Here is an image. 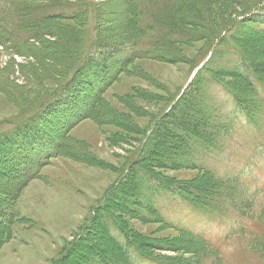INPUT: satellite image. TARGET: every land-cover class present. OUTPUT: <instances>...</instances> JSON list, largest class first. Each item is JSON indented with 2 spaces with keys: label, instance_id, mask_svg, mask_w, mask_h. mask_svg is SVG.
Wrapping results in <instances>:
<instances>
[{
  "label": "rangeland",
  "instance_id": "rangeland-1",
  "mask_svg": "<svg viewBox=\"0 0 264 264\" xmlns=\"http://www.w3.org/2000/svg\"><path fill=\"white\" fill-rule=\"evenodd\" d=\"M223 1L212 2L210 9L203 5V13L215 26H226L223 23L253 15L235 24L233 32L220 38V42L212 37V32L207 38L175 45L173 62L138 59L124 72L112 76L109 68L104 70L108 84H100L101 96L90 118L76 122L67 131L65 153L49 161L42 154L30 161L26 158L27 162L19 158L18 163L25 165L21 168L23 172L33 162L46 163L38 169L35 178L26 182L19 183L18 177L0 179L4 191L0 202L9 215L7 223L0 220V264H53L62 254L65 257L57 264H119L120 256L124 257L120 246L129 251L133 264H144L132 253L135 251L131 248L136 247L166 264H264V117H257L261 118L258 127L249 125L238 102L208 79L209 74L213 75L211 71L227 70L230 76H220L218 80L239 100L251 101L245 82L231 75L233 67L229 66L238 57L231 53L229 45H233L232 37L236 38L245 56L256 67L261 66L264 41L258 35L264 31V1L238 0L228 8L221 5ZM87 3L98 8L100 16L96 26L105 34L104 40L117 38L121 43L128 42L129 20L119 1L87 0ZM88 22L91 24L88 29H92L94 18L89 17L84 23ZM255 27L259 34L253 31ZM37 46L31 43L28 51L16 54L9 45H0V130L3 133H9L14 123L29 118L43 106L47 93L57 89L64 79L58 75L59 69L52 76L43 74L42 68L48 73L47 67L57 68V65L51 61L45 63V56L35 51ZM117 52L115 58L123 63L121 60L126 59L128 52ZM203 65L205 81L190 87L193 91L188 104L180 106L177 113L184 119L187 114L193 116L202 106L212 119L220 115L232 121L230 129L221 130L225 138L221 135L220 146H214L215 150H192L200 169L162 168V160L173 162L182 156L184 149L177 144L175 130L167 137L160 127L138 168H151L171 184L190 183L194 187L207 184L206 174H210L222 181L223 192L232 187L234 195L243 197L241 204L236 209L228 205L209 214L190 206L177 194L159 193L152 197V203L173 226L162 225L146 213V218L139 220L122 205L124 193L131 197L135 192H142V199H148L146 188L136 191L138 179L134 172L139 170L135 167L119 194L111 197L104 209L122 226L118 222L111 225L102 215L95 217L104 192L127 170L149 121L166 107L170 97L183 92ZM46 122L49 120H43V124ZM208 127L213 129L212 125ZM209 128L204 130L209 133ZM31 141L30 138L24 143L38 146V142ZM33 172L29 170V174ZM148 182L143 181L145 185ZM131 187L132 191H125ZM106 223L108 228H103ZM87 226L85 236L69 248L75 236ZM123 235L127 236L126 240ZM123 263L126 264L125 257Z\"/></svg>",
  "mask_w": 264,
  "mask_h": 264
},
{
  "label": "trees",
  "instance_id": "trees-1",
  "mask_svg": "<svg viewBox=\"0 0 264 264\" xmlns=\"http://www.w3.org/2000/svg\"><path fill=\"white\" fill-rule=\"evenodd\" d=\"M116 1L121 3L122 11L129 20L130 30L128 33L130 34H126L127 38L124 37L128 42L121 43L117 41V38L104 40L105 34H102L100 28L96 26L100 16L98 15V8L95 4L87 3V0H0V45H9L16 51V54H21L25 49L29 50L27 46L31 43H37L38 46L35 51L45 56L44 62L51 61L52 64L57 65V68L47 67L48 73L42 68L43 74L52 76L53 73L55 74V70L59 69L58 75L61 74L64 78L59 86L55 87L57 89H52L47 93V101L35 110L29 118L14 123L9 129V133H3L0 130V179L6 178L7 180L10 178L9 180H11L18 177L19 183L26 182L35 178L38 169L46 164L33 162L31 168H26L23 172L21 168L25 165L18 163L19 158H23V161L27 162V160L30 161L33 157L36 159L39 154H42L49 161L50 158L65 153L64 148L67 144L64 139L67 136V131L72 126L74 127L76 122L90 118L91 113H94L96 109L97 100L101 96L100 84L108 82L107 76L103 75L104 70L109 68V75L112 76L113 73L115 75L117 72H124L130 64L138 59L173 62L176 60V56L173 54L175 45L207 38L212 32L214 33L211 36L217 37L220 42V38H225L227 33L233 32L235 24H238L239 21L243 23L253 15L249 14L246 19H241L242 15L231 20L229 24L223 23L227 24L226 26H221L222 24L215 26L213 20H207V15L203 13V5L210 9L209 5L212 2L223 0ZM236 2L238 0H224L221 5L228 8V5L236 4ZM95 11L97 12L95 13ZM89 17L94 18L95 25L92 29H88L91 25L89 22L84 23ZM71 21L77 22V24H69ZM260 30L263 31L261 28ZM253 31L257 32L256 27ZM258 36L264 41V31ZM232 43V46L229 45L232 48L231 53L238 57V61L231 62L229 66L233 67L231 75L245 82L250 92L251 101L239 100L234 93L229 91L228 87L218 80L220 76H230L227 70L211 71L213 75H208L209 83L221 87L227 94H230L238 102L237 105L244 110L247 123L258 127L261 118L258 120L257 117H264V61L261 66L256 67L239 48L238 43L240 41L236 42V38L232 37ZM119 50L128 52L127 55L125 54L126 59L121 60L123 63H120L114 56V53ZM116 66L120 67L117 69ZM204 66L196 71L183 92L176 97H170L166 107L149 121L141 135L142 139L133 159L127 164V170L120 174L117 181L104 192L103 198L96 206L95 217L102 215L109 219L111 225L114 222L117 225V219L105 212V206L111 197L119 194V189L124 186L123 182L126 177L133 173L135 167H139L142 162L141 158L145 155L144 152L147 151L153 136L159 132L160 127L165 131L163 135L167 137L172 136L171 131L175 130L176 133H173L176 135L177 144L184 149L182 156H177L173 162L168 163L167 160H162L160 162L162 168L200 169L196 163V154L193 155L192 150H201V148L211 150L220 146L221 137L225 138V134H222L221 130L230 129L232 121L220 115H215L212 119V116L207 115L205 107L202 106L193 116L187 114L184 119L179 117L177 113L178 108L187 103L189 94L193 91L190 87L204 80L205 75L202 71ZM196 100L195 102H197ZM35 119H38V122L34 121ZM43 120H49V123L43 124ZM30 123L33 125L27 127ZM208 125L210 127L212 125L213 129H210ZM206 127L209 128V133L204 130ZM30 138L32 143L38 142V146L24 143ZM29 170L34 172L29 174ZM138 170L141 173L139 171L134 172L138 179L136 191L139 192L146 188L145 194H148V199L145 201L142 199V192H135L131 197L125 196L124 193L122 205L127 212L133 213L139 220L151 215L160 224L173 226V223L164 219L152 203V197L159 193L177 194L178 197L186 200L190 206L199 211L209 212V214L224 210L228 205L236 209V206L242 202L243 197L234 195L232 187H227L226 191L223 192L222 181L213 179L210 174H206L209 180H207V184L194 187L190 183L171 184L169 180L160 177L151 168L143 169L140 167ZM143 181L146 184L149 181V185H145ZM131 189L132 187L125 191H132ZM3 194L4 191L0 186V195ZM127 201L133 204L131 205ZM7 214V209L0 202V220L4 223H7L9 216ZM102 226L108 228L107 223ZM87 228L88 226L75 236L69 248L78 244L85 236L84 232L87 231ZM123 236L126 240L127 236ZM126 244L132 246L129 243ZM136 248H131L135 251L132 253L138 255L137 257L141 258L144 264L150 262L166 264L144 254L140 248L137 250ZM119 250L125 257L126 264H133L129 251L122 250L121 246ZM63 256L62 254L53 264L59 263ZM124 257L120 256L119 264H125L123 263ZM107 264L115 263L108 262Z\"/></svg>",
  "mask_w": 264,
  "mask_h": 264
},
{
  "label": "bare ground",
  "instance_id": "bare-ground-1",
  "mask_svg": "<svg viewBox=\"0 0 264 264\" xmlns=\"http://www.w3.org/2000/svg\"><path fill=\"white\" fill-rule=\"evenodd\" d=\"M143 60V59H142ZM18 69V68H17ZM249 74V73H248ZM248 76V75H247ZM251 76V75H250ZM136 259V258H135ZM188 261V260H187ZM186 262V261H185Z\"/></svg>",
  "mask_w": 264,
  "mask_h": 264
}]
</instances>
